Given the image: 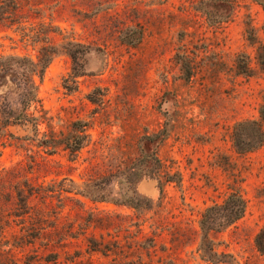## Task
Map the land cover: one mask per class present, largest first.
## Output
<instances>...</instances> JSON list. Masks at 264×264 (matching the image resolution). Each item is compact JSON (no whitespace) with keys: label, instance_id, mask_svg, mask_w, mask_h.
Returning <instances> with one entry per match:
<instances>
[{"label":"rangeland","instance_id":"rangeland-1","mask_svg":"<svg viewBox=\"0 0 264 264\" xmlns=\"http://www.w3.org/2000/svg\"><path fill=\"white\" fill-rule=\"evenodd\" d=\"M262 46L264 0H0V264H264Z\"/></svg>","mask_w":264,"mask_h":264},{"label":"trees","instance_id":"trees-1","mask_svg":"<svg viewBox=\"0 0 264 264\" xmlns=\"http://www.w3.org/2000/svg\"><path fill=\"white\" fill-rule=\"evenodd\" d=\"M262 51V59L264 61V46H262ZM51 61L52 57L43 62L33 63V66L28 68V70L33 75L38 74L42 78L45 69ZM243 67V73L248 74L250 71L248 64H245ZM259 113L260 117L257 119H245L236 124L233 141L238 151L250 152L264 144V103L261 104ZM80 148L81 146L78 145L75 150ZM34 193L33 189L29 190L31 196ZM246 209V200L238 191L229 193L223 203L208 206L200 220L203 236L208 238L212 233L219 232L222 227L226 228L232 225L244 216ZM220 217L224 219L222 226L217 223V219ZM255 244L258 251L264 255V224L255 236Z\"/></svg>","mask_w":264,"mask_h":264},{"label":"water","instance_id":"water-1","mask_svg":"<svg viewBox=\"0 0 264 264\" xmlns=\"http://www.w3.org/2000/svg\"><path fill=\"white\" fill-rule=\"evenodd\" d=\"M149 186L150 185H147V184L144 183L143 186H142V190H148Z\"/></svg>","mask_w":264,"mask_h":264}]
</instances>
